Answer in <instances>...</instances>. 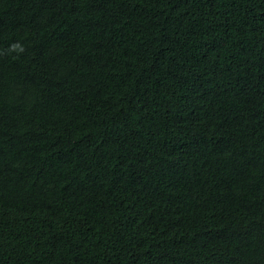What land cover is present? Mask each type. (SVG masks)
<instances>
[{"label":"trees","instance_id":"trees-1","mask_svg":"<svg viewBox=\"0 0 264 264\" xmlns=\"http://www.w3.org/2000/svg\"><path fill=\"white\" fill-rule=\"evenodd\" d=\"M0 264H264V0H0Z\"/></svg>","mask_w":264,"mask_h":264},{"label":"clouds","instance_id":"clouds-1","mask_svg":"<svg viewBox=\"0 0 264 264\" xmlns=\"http://www.w3.org/2000/svg\"><path fill=\"white\" fill-rule=\"evenodd\" d=\"M12 49H13V50L20 51V52L23 51V48H22L21 46H19V45H13V46H12Z\"/></svg>","mask_w":264,"mask_h":264}]
</instances>
